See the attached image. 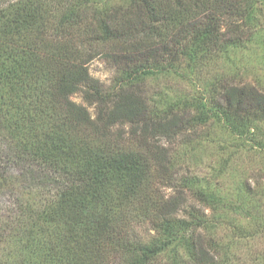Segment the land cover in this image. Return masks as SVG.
<instances>
[{
	"label": "trees",
	"instance_id": "1",
	"mask_svg": "<svg viewBox=\"0 0 264 264\" xmlns=\"http://www.w3.org/2000/svg\"><path fill=\"white\" fill-rule=\"evenodd\" d=\"M252 46L264 0H0V264H231L213 221L180 215L187 190L221 199L177 182L164 141L214 122L263 150L264 88L222 74L158 103L146 81L198 82ZM99 57L121 67L114 88L90 73Z\"/></svg>",
	"mask_w": 264,
	"mask_h": 264
},
{
	"label": "rangeland",
	"instance_id": "2",
	"mask_svg": "<svg viewBox=\"0 0 264 264\" xmlns=\"http://www.w3.org/2000/svg\"><path fill=\"white\" fill-rule=\"evenodd\" d=\"M252 47L233 56L236 65L221 63L206 69L198 82L178 74L149 78L146 81L148 96L158 102L156 94L160 92L170 98L196 93L200 86L206 92L204 88L217 83L222 74L228 79L235 77L264 88V48ZM89 70L109 88H114L121 76L120 65L103 57L93 60ZM72 99L87 106L93 116L96 114L95 106L85 100L82 92L74 94ZM260 125V137L264 139V124ZM164 143L172 150L177 182L189 177L210 183V191L221 199L215 211L187 190V203L180 215L184 216L185 210L193 205L213 221L212 236L222 238L221 250L230 255L231 264H264V149L234 138L214 122L178 137L175 142ZM164 191L168 195L175 193L171 187ZM246 207H251V212ZM136 229L145 238L154 233L149 224L138 225Z\"/></svg>",
	"mask_w": 264,
	"mask_h": 264
}]
</instances>
